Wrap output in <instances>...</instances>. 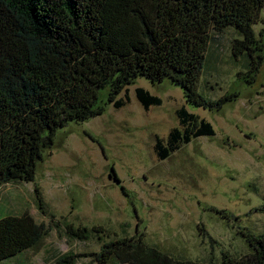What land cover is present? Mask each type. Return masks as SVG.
<instances>
[{"label": "rangeland", "instance_id": "374dc122", "mask_svg": "<svg viewBox=\"0 0 264 264\" xmlns=\"http://www.w3.org/2000/svg\"><path fill=\"white\" fill-rule=\"evenodd\" d=\"M253 31L264 43V9ZM213 35L199 91L212 100L237 95L221 108L192 107L168 80L139 77L122 107L107 104L102 114L59 128L34 181L0 186V218L27 211L46 233L0 264H100L92 253L119 237H141L178 259L220 262L223 252H249L241 232L264 233V47L247 83L246 58L233 57L231 48L240 35L232 28ZM138 86L161 104L145 109ZM182 107L209 121L214 135L193 138L160 160L155 138L180 126ZM68 224L88 227V238L68 234ZM70 253L76 257L65 258Z\"/></svg>", "mask_w": 264, "mask_h": 264}, {"label": "trees", "instance_id": "16d2710c", "mask_svg": "<svg viewBox=\"0 0 264 264\" xmlns=\"http://www.w3.org/2000/svg\"><path fill=\"white\" fill-rule=\"evenodd\" d=\"M262 9L264 0H0V186L34 181L59 128L100 115L107 104L122 107L139 77L152 84L168 80L192 107L221 108L237 94L212 100L199 91L213 33L232 28L240 35L232 54L245 56L252 83L263 58L264 43L253 31ZM135 94L145 109L161 104L143 87ZM178 115L180 126L155 138L160 160L193 138L214 135L205 118L184 107ZM43 229L27 211L3 215L0 262L36 247ZM67 229L80 239L90 231ZM91 230L110 236L100 227ZM241 234L249 252H223L220 262L174 258L141 237H119L92 254L100 264H264V233Z\"/></svg>", "mask_w": 264, "mask_h": 264}]
</instances>
